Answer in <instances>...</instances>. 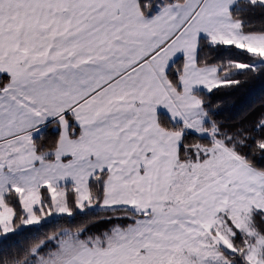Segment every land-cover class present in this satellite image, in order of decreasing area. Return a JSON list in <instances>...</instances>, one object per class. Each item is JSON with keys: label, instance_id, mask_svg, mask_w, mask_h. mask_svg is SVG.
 Here are the masks:
<instances>
[{"label": "snow or ice", "instance_id": "6c2138e0", "mask_svg": "<svg viewBox=\"0 0 264 264\" xmlns=\"http://www.w3.org/2000/svg\"><path fill=\"white\" fill-rule=\"evenodd\" d=\"M0 264H264V0H0Z\"/></svg>", "mask_w": 264, "mask_h": 264}, {"label": "trees", "instance_id": "16d2710c", "mask_svg": "<svg viewBox=\"0 0 264 264\" xmlns=\"http://www.w3.org/2000/svg\"><path fill=\"white\" fill-rule=\"evenodd\" d=\"M159 2L162 3L163 0H159ZM159 10H160V9H159L158 7H154L153 10H152V12H150L148 15H149V16H150V15H153V14L157 13Z\"/></svg>", "mask_w": 264, "mask_h": 264}, {"label": "crops", "instance_id": "0c3cea01", "mask_svg": "<svg viewBox=\"0 0 264 264\" xmlns=\"http://www.w3.org/2000/svg\"><path fill=\"white\" fill-rule=\"evenodd\" d=\"M158 12H159V11H158ZM158 12H157V13H155V14H158ZM155 14H153V15H150V16H149V18H151V17H152V16H154Z\"/></svg>", "mask_w": 264, "mask_h": 264}]
</instances>
